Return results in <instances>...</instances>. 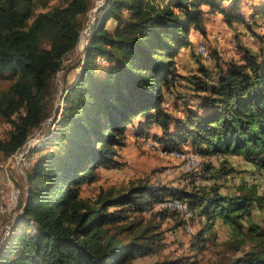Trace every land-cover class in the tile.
<instances>
[{"label": "trees", "instance_id": "trees-1", "mask_svg": "<svg viewBox=\"0 0 264 264\" xmlns=\"http://www.w3.org/2000/svg\"><path fill=\"white\" fill-rule=\"evenodd\" d=\"M97 1L69 0L36 13L35 0H0V74L14 78L0 92V121L11 126L0 137L6 157L51 115L53 77ZM97 6L84 57L70 68L75 75L66 80L64 104L26 171L28 192L19 199L24 210L0 245V264H131L156 252L164 236L146 227L124 240L120 222L126 211H171L186 229L178 212L160 206L176 197L189 200L195 213L190 233L202 249L219 217L236 229L264 204L258 183L248 181L233 193L221 191L217 182L188 188L142 181L101 191L95 199L82 194V184L95 181L101 167L122 164L119 148L129 125L145 135L156 123L160 130L153 137L163 145L182 150L190 143L202 154L240 155L264 173V46L261 53L247 49L244 61L218 63L214 76L207 67L193 74L201 103L185 115L173 116L165 106L164 87L182 76L178 57L183 48L194 47L192 30L206 34V13L218 11L229 25L243 21L253 29L241 0H101ZM259 14L264 15V0L248 17L256 21ZM259 33L260 38L252 35L264 44ZM250 236L255 247L231 264H264L259 224L252 223Z\"/></svg>", "mask_w": 264, "mask_h": 264}, {"label": "rangeland", "instance_id": "rangeland-1", "mask_svg": "<svg viewBox=\"0 0 264 264\" xmlns=\"http://www.w3.org/2000/svg\"><path fill=\"white\" fill-rule=\"evenodd\" d=\"M68 1L35 0V11L36 13L46 11L56 5L66 4ZM258 1L241 0V7L248 12L246 21H250L253 26L252 30L246 24L241 26L235 21L233 22L235 26L231 25L232 28L229 27L226 30L222 14L217 16L215 12L214 15L208 13L210 14L208 18L211 17L210 20L212 19V24L215 27L214 29H216L214 34L219 35L220 41H224L227 46H225V49L219 50L210 41L201 40L192 48L186 47L182 49L178 57V68L182 76L176 79L171 88L164 87L166 94L165 106L171 115H185L189 109L196 108L201 103L192 75H201L202 67H207L214 76L217 71L216 67L221 61L225 65H228L232 60L241 61L243 52L247 49L261 53L264 44L255 40L252 37V33H256L259 37V30L264 31V15L259 14L256 21L250 20L251 18L248 17V14L251 13L255 3ZM100 2L101 0L97 1L87 15L83 17L84 27L81 33L82 36H80L83 45L76 48L75 53L67 55L62 60L63 64H61L60 71L56 73L55 78L53 77L51 93L47 99L51 115L45 121H49L53 117L57 106L60 108V105L64 104L65 89L61 94L62 88H65L66 80L71 81L75 75V70H70L72 65L80 57H84L85 47L91 34L89 28L96 23V7H98L97 5ZM229 3L226 2L225 6L227 7ZM204 8L208 9L206 5H204ZM196 33H199V31L193 29L190 37H195ZM251 42L257 43L251 44ZM201 43L211 50V56L202 57L200 55L199 46L202 45ZM13 80L14 78L10 74H0V92L9 87ZM54 119L44 125L32 138L26 140L20 150L13 155L6 157L0 152V190L9 191L10 185L8 183H10V179L21 190L19 199L23 197L28 186L26 171L31 166L37 149L45 144L46 134L50 130V125ZM10 128L9 123L1 120L0 137L6 136ZM147 128L149 129L145 132V135H141V131L144 129L138 128L136 125H129L127 142L123 147L119 148V158L122 164L103 166L100 168L99 177L95 181L83 183L81 188L85 197L95 199L101 191H107L111 188L126 190L130 185L138 184L142 181L160 182L188 188H192L195 182L200 185L199 187H205L207 183L217 182L220 190L225 193L238 192L240 183L248 181L253 184L258 183L259 189L264 192V173L257 170L255 166L242 156L228 155L226 158L222 155L202 154L194 148L184 146L183 148L187 151L182 150L188 156H192V153H194L196 154L195 158L200 160L199 170L195 172L185 166L186 159L182 156L169 155L151 148L148 143L156 140L153 136L160 128L156 123ZM37 129L33 130L30 135L35 133ZM186 144L190 145V143ZM24 159L27 160V165ZM226 170H230V172L226 173ZM191 175L194 177V182H191ZM0 198H3V191H0ZM21 209L18 205L15 211L13 210L7 215L0 217V245L8 237L11 226L20 215ZM126 214L128 216L120 222V227H124L121 233V237L124 240L128 241L133 234L144 230L146 227H149L152 231H161L164 236L161 246L156 252L137 257L131 264H173V261L177 260H180L179 264H231L234 259L242 256L246 250H252L255 247V242L250 236L252 223L259 224L262 231H264V204L256 205L253 209L252 216H250L252 222L251 218L245 216L236 223V229L219 217L211 230L207 232L208 240L202 249L194 244L198 240L196 234L190 233L194 231L192 219H187V222L184 218L186 220V229H184L181 218L171 211L152 209L146 211L127 210ZM195 222L198 231L199 227H201V221L197 219ZM188 224H190V229H187ZM30 229L35 230V225Z\"/></svg>", "mask_w": 264, "mask_h": 264}, {"label": "bare ground", "instance_id": "bare-ground-1", "mask_svg": "<svg viewBox=\"0 0 264 264\" xmlns=\"http://www.w3.org/2000/svg\"><path fill=\"white\" fill-rule=\"evenodd\" d=\"M86 32V31H85ZM262 34H264V31H262ZM82 36V35H81ZM85 36V35H84ZM83 36V37H84ZM252 37H254L255 39V36L252 35ZM80 45H83L82 44V38H80V40L78 41V46H76V48L80 47ZM202 47H204L205 49H207L206 45L205 44H202L199 46V52L201 54H203L204 56V50L202 49ZM67 56V55H66ZM149 146L153 149H156V150H159L160 152L162 153H168L169 155H174V156H182L184 159H186L185 161V166L187 168H189V170H193V171H198L199 170V166H200V163H199V159L197 160L195 157H196V154L192 153V156H188L183 150L181 149H176L174 147H168L166 145H163L159 140H153L151 141L150 143H148ZM182 151V152H181ZM187 151V150H186ZM181 158V157H180ZM24 162L26 163V165L28 164L27 163V160L24 159ZM30 166V165H29ZM202 166V164H201ZM191 172V171H190ZM9 182L10 183H14L13 181H11L9 179ZM19 205V197H16L15 198V209L18 207ZM160 206L164 207V208H169L171 210H174L176 212L179 213L180 216H182L183 218H185L186 220L187 219H190L191 218L193 219V217H195V213L194 211L191 209V205H190V202L189 200H186V199H182V198H171V199H166L164 201H162L160 203ZM13 210H7V213L9 212H12ZM188 222V220H187ZM186 225V224H185ZM190 224L187 225V229H190L191 227L189 226ZM191 231V230H190Z\"/></svg>", "mask_w": 264, "mask_h": 264}, {"label": "crops", "instance_id": "crops-1", "mask_svg": "<svg viewBox=\"0 0 264 264\" xmlns=\"http://www.w3.org/2000/svg\"><path fill=\"white\" fill-rule=\"evenodd\" d=\"M215 13L217 14V16H219V15L221 16V14H222L220 12H215ZM208 15H210V14L206 13L207 17L205 16V22H206V26H207L206 34L204 35V34H201L199 32V33L195 34V37H193V36L191 37V39L194 41V46L196 45L197 42H199L201 40H208L215 47L217 46V49H219V50H221L222 48L225 49L226 48L225 46H227V45L225 44L224 41H222V42L220 41L219 35L214 34V32H216V29H214L215 27L212 24V19L210 20L211 17L208 18ZM211 15H214V13L211 12ZM235 23L240 24L241 26L245 25V23L243 21H235ZM233 25H234V23L232 24V26ZM224 26H225L224 28H226V30H228L229 27L232 28V26L229 25L225 20H224ZM217 37H219V38H217ZM217 39H219V40H217ZM254 43H257V42H251V44H254ZM245 56H246V51L243 52V59L241 61L245 60ZM220 63H221V65L223 64L222 66L227 67V65L222 63V61ZM216 69H217V67H216ZM184 146L189 147V148H193L191 144L190 145L186 144Z\"/></svg>", "mask_w": 264, "mask_h": 264}, {"label": "built area", "instance_id": "built-area-1", "mask_svg": "<svg viewBox=\"0 0 264 264\" xmlns=\"http://www.w3.org/2000/svg\"><path fill=\"white\" fill-rule=\"evenodd\" d=\"M202 44V43H201ZM204 50V56H211V50L205 49ZM8 183V182H7ZM10 185L9 191L5 192L4 189H1L0 191H3V198H0V217L3 215H7V210H16L15 209V198L19 197L20 194V188L17 187L15 183H8Z\"/></svg>", "mask_w": 264, "mask_h": 264}, {"label": "water", "instance_id": "water-1", "mask_svg": "<svg viewBox=\"0 0 264 264\" xmlns=\"http://www.w3.org/2000/svg\"><path fill=\"white\" fill-rule=\"evenodd\" d=\"M98 8H99V6L98 7H96V10H98ZM89 30L91 31V33H92V31H93V26H91L90 28H89ZM91 35V34H90ZM79 40V39H78ZM77 43H78V41H77ZM77 43H76V45L74 46V48L71 50V51H69V52H67L66 54H65V56L66 55H72L73 53H75V50H76V46H77ZM64 56V57H65ZM63 57V58H64ZM55 76H56V74L54 75V78H55ZM64 92V88H62V91H61V94ZM59 114V106H57L56 107V109H55V113H54V115H53V117L50 119V120H53L57 115ZM49 120V121H50ZM49 121H44L42 124H41V126L37 129V131L35 132V133H33L32 135H29L28 136V138H27V140L28 139H30V138H32L38 131H40L41 129H42V127L44 126V125H46ZM20 150V148L17 150V151H19ZM27 192H28V186H27ZM24 210V206L22 207V209H21V212ZM20 212V213H21ZM5 240H6V238L4 239V241H3V243L5 242ZM2 243V244H3ZM1 244V245H2ZM1 247V246H0Z\"/></svg>", "mask_w": 264, "mask_h": 264}]
</instances>
